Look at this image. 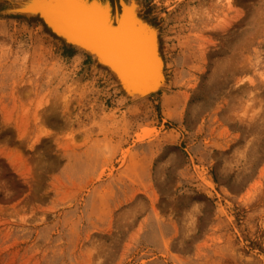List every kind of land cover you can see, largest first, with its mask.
Segmentation results:
<instances>
[{
	"label": "rangeland",
	"instance_id": "374dc122",
	"mask_svg": "<svg viewBox=\"0 0 264 264\" xmlns=\"http://www.w3.org/2000/svg\"><path fill=\"white\" fill-rule=\"evenodd\" d=\"M25 1L0 0V264H264V0H132L165 77L137 101Z\"/></svg>",
	"mask_w": 264,
	"mask_h": 264
},
{
	"label": "bare ground",
	"instance_id": "6f19581e",
	"mask_svg": "<svg viewBox=\"0 0 264 264\" xmlns=\"http://www.w3.org/2000/svg\"><path fill=\"white\" fill-rule=\"evenodd\" d=\"M119 8L123 9V14L113 27L108 25L109 15L105 9L94 6L87 10L79 1L65 0L58 19H55V13L60 10L58 5L43 11L54 17H48L42 25L46 33L48 31L62 45L87 56L99 69L107 71L126 99L137 101L156 94L165 85L160 32L136 15L135 1L120 0ZM25 17L35 19V16ZM52 27L62 31L61 34L50 31Z\"/></svg>",
	"mask_w": 264,
	"mask_h": 264
},
{
	"label": "water",
	"instance_id": "95a60500",
	"mask_svg": "<svg viewBox=\"0 0 264 264\" xmlns=\"http://www.w3.org/2000/svg\"><path fill=\"white\" fill-rule=\"evenodd\" d=\"M77 1H79V3L82 4V7H86L87 10L91 7H94V6L98 7L101 10L105 9L107 14L109 15V17H108V19H109L108 25L109 26L114 27L118 24V22H120L121 16L123 14V9L119 8L120 0H117L116 3H114L111 0H75V2H77ZM64 2H65V0H28V1L22 2L21 4L17 5L16 7L12 8L9 12L11 14H15V15H20V16L24 15L23 17L35 16V18L39 19L41 21V23L44 25V21L48 17H51V18L54 17L53 16L54 14L45 13L47 10H49L48 8L50 6L54 7V5L59 6L60 10L55 13V16H56L55 19H58L59 18L58 17L59 12L61 11V9L63 7ZM15 10H16V12L18 11L20 14L15 13L14 12ZM43 11H45V12H43ZM60 15H62V14H60ZM136 15H137V13H136ZM137 19H138V21L140 20L138 17H137ZM55 29H57V28L52 27V28H50V31H54L55 34L57 32L58 33L62 32V31L59 32L58 29L57 30H55Z\"/></svg>",
	"mask_w": 264,
	"mask_h": 264
}]
</instances>
